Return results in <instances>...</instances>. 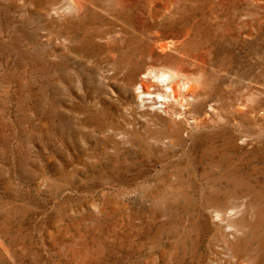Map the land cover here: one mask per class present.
<instances>
[{"label": "rangeland", "instance_id": "374dc122", "mask_svg": "<svg viewBox=\"0 0 264 264\" xmlns=\"http://www.w3.org/2000/svg\"><path fill=\"white\" fill-rule=\"evenodd\" d=\"M0 264H264V0H0Z\"/></svg>", "mask_w": 264, "mask_h": 264}, {"label": "bare ground", "instance_id": "6f19581e", "mask_svg": "<svg viewBox=\"0 0 264 264\" xmlns=\"http://www.w3.org/2000/svg\"><path fill=\"white\" fill-rule=\"evenodd\" d=\"M171 28L170 25H168ZM162 52L169 47V44L163 40H157L154 43ZM138 81L140 84V94L143 96L142 101H147L148 105H154L157 103L164 104L163 111L170 113L173 116L179 112L177 103L181 102L182 105H186L187 108L188 99L187 94L192 91L193 86L190 84H184L183 92L177 87L180 82L175 79V74L171 71H165L162 69H155L148 66L146 69L139 73ZM168 88V89H167ZM186 101V102H185ZM143 104V102H141ZM144 105H146L144 103ZM188 112V111H184Z\"/></svg>", "mask_w": 264, "mask_h": 264}]
</instances>
